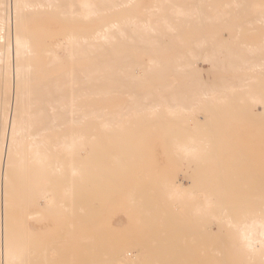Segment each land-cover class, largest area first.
Here are the masks:
<instances>
[{"label":"bare ground","instance_id":"1","mask_svg":"<svg viewBox=\"0 0 264 264\" xmlns=\"http://www.w3.org/2000/svg\"><path fill=\"white\" fill-rule=\"evenodd\" d=\"M59 18L88 28H45ZM243 31L262 34L264 0H0V264H43L44 223L59 198L181 201L186 214L175 203L158 215L170 211L195 232L191 218L210 195L234 199L220 202L245 216L228 222L240 264H264V36L254 43ZM200 110L222 130L229 123L230 174L200 166L225 154L192 137ZM155 134L199 164L188 188L145 164ZM164 249L155 256L184 250L178 241Z\"/></svg>","mask_w":264,"mask_h":264},{"label":"rangeland","instance_id":"2","mask_svg":"<svg viewBox=\"0 0 264 264\" xmlns=\"http://www.w3.org/2000/svg\"><path fill=\"white\" fill-rule=\"evenodd\" d=\"M149 1L145 0L146 5ZM65 3H68V0H65ZM225 10L223 6H220L222 13ZM55 25L54 27L51 22L45 28L50 31L63 32L67 27L70 29L71 27H75L73 29L83 27L79 23L64 22L61 18ZM230 27L233 31L236 29L233 21ZM83 28H88V26ZM242 33V40L248 38L254 43L259 42L263 38L262 35L264 36V31L260 33L261 35L255 32L245 33L243 31ZM229 37V32H225L223 38ZM51 38L53 43L58 44L61 36L54 34ZM58 52L61 56H66L64 48ZM87 59L90 60L89 57ZM201 66L204 67V71H208L207 65L202 64ZM196 118L201 120V131H196L192 137L204 144L205 140L212 141L213 144L210 143L209 149L217 143L219 150L225 152L224 156H220L222 158L218 157L207 165L201 164L200 166H223L224 173L230 174L232 138L229 123L225 124L222 130L221 124H215V126L206 120L207 117L203 110H200ZM199 134L201 136H198ZM166 138L169 139L157 134L151 138L148 144L150 151H148L145 164L158 170L159 173L171 169L178 183L188 188L195 176L201 173L200 166L195 162L172 155L170 153L172 149L166 144ZM190 138V135L185 134L173 138V141L187 142ZM87 152H91L89 146ZM220 172L222 173L220 169L211 171L212 174ZM59 199L64 203L58 215L55 216L57 225L54 227L55 223H53L54 229L51 228L52 219L55 218L52 216H49L44 223L43 264H240V260L235 257L234 248L238 247V242L235 239L236 228L232 223L244 220L245 216L238 210L232 211L233 214H231V208L227 209L228 207L221 203L223 199L229 200L228 206L230 207L234 199L210 195L209 208H203L202 212L196 213L195 218H191L197 228L196 234L192 232L193 227L190 228L186 222L169 218V215L174 213L168 211L166 216L159 217L156 210L164 204L168 207L169 204L173 206L176 203L179 208L181 207L182 213L186 214L190 209L189 203L174 202L168 198H149L144 202H140L137 198H90L92 201L90 199L88 201L91 203L80 201V198ZM205 199L195 198V202L203 205ZM223 207L227 210L225 215L232 216L233 220L224 219ZM221 220H225L223 228L220 227ZM175 241H178L184 250L177 252L178 254L174 256H155L156 252L165 253L164 248ZM84 252H87L86 258L79 259L83 255L81 253ZM92 254L97 256V261H93L90 257ZM241 261L245 262L242 259Z\"/></svg>","mask_w":264,"mask_h":264}]
</instances>
